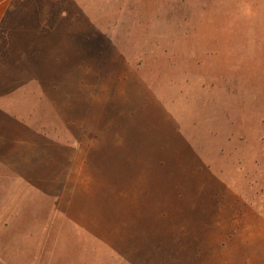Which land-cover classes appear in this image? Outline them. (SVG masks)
Wrapping results in <instances>:
<instances>
[{"label":"rangeland","instance_id":"1","mask_svg":"<svg viewBox=\"0 0 264 264\" xmlns=\"http://www.w3.org/2000/svg\"><path fill=\"white\" fill-rule=\"evenodd\" d=\"M0 70L1 253L264 264V0H11Z\"/></svg>","mask_w":264,"mask_h":264},{"label":"crops","instance_id":"2","mask_svg":"<svg viewBox=\"0 0 264 264\" xmlns=\"http://www.w3.org/2000/svg\"><path fill=\"white\" fill-rule=\"evenodd\" d=\"M10 8H11V0H0V28L3 31L5 28L7 18H8L9 13H10ZM46 50L48 51L47 53H50L49 55H53V54H51L52 53L51 51L53 50L52 47L48 46ZM53 58L59 59L60 57H55L53 55ZM2 73H3V70H0V74H2ZM33 79H36L35 76L31 80H33ZM5 166H8L7 169H11L13 171H19V172H26L27 171V170H24L22 167L15 165V164L14 165L8 164ZM61 206L62 205L59 203L58 208L61 209ZM62 208L64 209L65 206H63ZM58 213L53 215L52 217H50L49 222H47V219H45V222H42V226L43 225L46 226L47 223L49 224V231L46 230V232H48V233H45V230H44L40 234L41 239L39 240L38 247L41 246L40 250L43 254V261L41 262V264H58L57 260L60 256H59V253L57 252V246H60L62 241H65V243L67 245L73 244L74 240H70V239L61 240L62 239L61 238L62 237V234H61L62 223H65V221H69L70 224H80V225H83V227L85 229L90 230V231L93 228V225L91 223H87L86 218H84L82 216L76 217L77 215H79V213L73 212L71 210L68 212L66 210H62L61 215H59ZM0 219H1V217H0ZM9 221L10 220L6 219V218L3 220H0V228H2V230H5V232H7V230H6L7 228H10L9 226L11 225V223H9ZM6 222H8L6 224L8 226L5 225ZM42 226H40V227H42ZM0 232H2V231H0ZM78 241H84V238L78 239ZM121 245L122 244L117 245L116 251L118 253L123 252ZM5 249L6 248L3 247V253L0 252V264H28L23 259L22 260L18 259V256L15 254V252L11 249L9 250L8 247H7L8 252H7V254H5L4 253ZM21 252L22 251L20 250V251H17L16 253L21 254ZM78 253H79V251H78ZM20 256H22V254ZM120 258H123V259H120ZM18 260H20V261L18 262ZM111 260H113V262L115 264H124V262L128 263L127 259L124 260V256H114L113 255V258ZM83 262H80V263H83Z\"/></svg>","mask_w":264,"mask_h":264},{"label":"trees","instance_id":"3","mask_svg":"<svg viewBox=\"0 0 264 264\" xmlns=\"http://www.w3.org/2000/svg\"><path fill=\"white\" fill-rule=\"evenodd\" d=\"M0 36L3 37L4 36V31L0 28Z\"/></svg>","mask_w":264,"mask_h":264}]
</instances>
